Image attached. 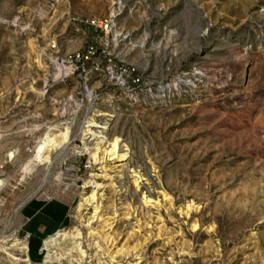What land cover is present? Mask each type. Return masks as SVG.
Instances as JSON below:
<instances>
[{"label":"rangeland","instance_id":"374dc122","mask_svg":"<svg viewBox=\"0 0 264 264\" xmlns=\"http://www.w3.org/2000/svg\"><path fill=\"white\" fill-rule=\"evenodd\" d=\"M90 117L128 148L103 172ZM0 181V264L44 262L43 241L1 250L35 198L69 205L82 264H264V0H0Z\"/></svg>","mask_w":264,"mask_h":264},{"label":"bare ground","instance_id":"6f19581e","mask_svg":"<svg viewBox=\"0 0 264 264\" xmlns=\"http://www.w3.org/2000/svg\"><path fill=\"white\" fill-rule=\"evenodd\" d=\"M62 72V71H61ZM87 125L83 130V135L87 136L89 140L92 141L91 146H84V150H86L89 155L91 162L94 164H99V169L101 172L104 171V162L108 158V160H123L128 152L127 145H122L121 141L118 137H115L111 140H108L105 136V132L107 130V126L99 127L101 130H94L93 128L98 127L96 122L92 117H90L86 121ZM70 137L69 126L64 127L55 133H47L46 136L41 140V143L38 144L35 151V161L38 162H48L49 153L60 146L66 147ZM125 147L124 152H121V148ZM12 155V153L10 154ZM27 169V166L24 168ZM106 174L92 173L91 178L88 180V184L92 187L90 193L83 198V202L80 203L79 208L83 205L90 204L92 206L91 213L87 217V227L91 226V223L94 220L100 218V206L98 200V191L101 187V184L96 181L97 178H104ZM1 183V181H0ZM137 183V181H135ZM3 185V184H2ZM0 185V186H2ZM95 203V204H94ZM128 217V216H127ZM93 224V223H92ZM80 232H69V231H59L54 235L48 237L43 242V247L46 250L45 260L41 264H51L53 260L60 262L63 258L67 256H73L76 254L77 259L75 260L78 264H82L84 257L86 255V251L82 249L81 242L78 241ZM90 234L101 236L100 232H91ZM102 238V237H101ZM107 239V238H106ZM104 239V241H106ZM1 250L4 251V254L7 255V258L16 263L29 262V258L26 254L27 243L25 241H20L18 238H14L13 241L8 245L6 240L1 242ZM97 246L98 242L95 243ZM69 246L68 249L65 250L61 248ZM15 251L20 253L19 256L15 254ZM105 253L109 255V250L105 249ZM110 259L113 260V257L110 255Z\"/></svg>","mask_w":264,"mask_h":264},{"label":"crops","instance_id":"0c3cea01","mask_svg":"<svg viewBox=\"0 0 264 264\" xmlns=\"http://www.w3.org/2000/svg\"><path fill=\"white\" fill-rule=\"evenodd\" d=\"M69 205L57 198L29 199L21 208L24 218L23 227L28 234L27 249L30 256L32 246L36 242L62 230L68 221Z\"/></svg>","mask_w":264,"mask_h":264},{"label":"built area","instance_id":"2783aa9c","mask_svg":"<svg viewBox=\"0 0 264 264\" xmlns=\"http://www.w3.org/2000/svg\"><path fill=\"white\" fill-rule=\"evenodd\" d=\"M90 23H91V24H94L95 21H94V20H91ZM107 25H108V23H105V27H106ZM89 52H90L89 50L86 52L85 57L87 56V53H89ZM76 56H77V57H80V54H76ZM82 56H84V55L82 54Z\"/></svg>","mask_w":264,"mask_h":264}]
</instances>
